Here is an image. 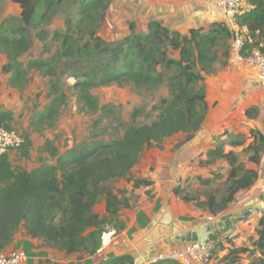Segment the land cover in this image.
<instances>
[{"label":"trees","instance_id":"trees-1","mask_svg":"<svg viewBox=\"0 0 264 264\" xmlns=\"http://www.w3.org/2000/svg\"><path fill=\"white\" fill-rule=\"evenodd\" d=\"M11 1L20 7V15L7 18L0 25V53L7 58L2 73L9 75L8 85L15 89L28 82L33 70L48 79L51 100L42 112L31 117L34 130L41 132L54 126L67 103L66 96L60 92L58 77L59 63L65 58H75L79 70L84 59L89 60L91 74H84L86 79L75 83L77 101L85 114H94L101 109L92 93L94 87L132 83L138 90H153L163 85L170 90V97L161 101V113L156 120L130 126L119 139L84 144L64 154H59L47 140L45 150L56 158V162L51 164L43 160L30 171L15 167L8 154L0 157V254L24 227L29 236L43 239L69 254L87 252L93 255L101 247L107 224L124 228L117 216L122 206H129L127 198H119L106 188V184L130 175L146 149L162 144L177 133L193 134L201 128L208 111L205 76L215 70L220 38L226 35L232 39V30L226 23L214 22L209 29L191 27L188 33H182L158 20H150L147 32H137L135 23L131 22L127 34L117 41H106L97 36L95 28L92 29L88 32L90 41L84 46L75 44L73 32H56V39L62 43L53 55L24 61L23 56L32 47L30 29L38 30L37 37L46 40L49 32L41 28L42 24L56 15L67 1L78 6L79 25L92 28L95 21L105 18L111 0ZM246 1L249 7L235 15L237 24L248 31L249 42L245 50L258 48L264 52V0ZM229 46L222 49L226 55ZM255 113V108L246 112L249 117ZM12 120V112L0 108V127L10 128ZM22 137L24 142L19 151L27 158L34 143L29 132H24ZM255 140L258 144L249 145L242 154L254 151L249 160L258 162L264 148V135L255 134ZM208 156L211 160L225 159L231 165L222 203L231 201L238 190L250 187L259 177L258 171L244 166L236 152H225L223 146L209 150ZM209 182L205 180V183ZM151 183L136 179L135 187ZM175 193L179 195L181 191L175 189ZM102 197L107 203L108 214L104 217L94 211ZM183 197L191 199L187 195ZM202 205L214 211L220 203L210 194ZM259 225L257 245L262 256L256 264H264V215ZM247 250L233 248L227 261H236L238 253ZM162 263L178 264L173 261L155 264ZM103 264H133V258L125 254L109 258Z\"/></svg>","mask_w":264,"mask_h":264},{"label":"crops","instance_id":"crops-1","mask_svg":"<svg viewBox=\"0 0 264 264\" xmlns=\"http://www.w3.org/2000/svg\"><path fill=\"white\" fill-rule=\"evenodd\" d=\"M128 3L130 11L124 7L120 10L113 8L115 16L109 17L112 25L120 15L133 20L143 31H147L150 20H158L172 30L188 33L191 27L205 28L212 22L223 21L224 17L210 0H129ZM244 5L245 9L249 7L246 0ZM123 25V32H126L120 38L129 30L127 23ZM218 55L214 72L205 76L208 111L201 128L181 142L174 139L189 134L177 133L166 138L162 144H155V148L146 149L134 167L137 175L129 181L127 189H112L119 198L125 197L129 202L128 207L120 208L117 216L124 228L107 224L108 231L103 233L105 237L102 238L101 247L91 255L87 252L69 254L43 239L29 236L26 229L21 227L5 252L15 248L25 250L29 258L27 264H103L109 258L125 254L132 256L133 264H142L150 254L196 241L199 232H202L211 233L212 239L229 237L219 244L212 264H250L254 258H260L262 253L257 245V229L264 215V148L258 162L249 160V155L254 151L249 154L242 152L249 145L258 144L255 134L264 135V95L256 77L246 66L228 71L226 63L229 53L226 55L221 50ZM249 108L256 109L252 117L246 114ZM241 133L247 135L246 141L233 145L237 138L231 137ZM217 137L224 143L230 141L223 146L225 152H236L246 168L259 172L256 181L250 187L238 190L228 203H222V198L227 193L225 181L231 169L230 163L225 159L209 158L205 161L209 157V150L217 147L214 146L218 142ZM11 151L15 150L7 154L12 160ZM136 179H146L152 183L135 187ZM205 180L210 182L205 183ZM177 181L181 188H184L185 181L187 184L193 181L195 185L201 184L208 190L202 195H193L190 188H185L177 195L174 190ZM210 194L220 203L214 211L202 205ZM186 195L191 199L185 200L183 196ZM101 201H104V212L98 214L95 211L99 202L94 211L104 217L108 214L105 197ZM208 216L213 219L208 221ZM164 219H170L168 225L163 223ZM150 236L155 241L148 246L146 239ZM242 247L248 250L239 252L236 261H227L233 248Z\"/></svg>","mask_w":264,"mask_h":264},{"label":"rangeland","instance_id":"rangeland-1","mask_svg":"<svg viewBox=\"0 0 264 264\" xmlns=\"http://www.w3.org/2000/svg\"><path fill=\"white\" fill-rule=\"evenodd\" d=\"M128 2L129 0H111L105 12V18L102 21H95V26L88 28L87 26L79 25V17L77 14L78 6L73 1H67L56 15L48 22L42 24L41 28L49 32V36L46 40H41L37 37L38 30L30 29L32 47L29 52L23 56V60L46 58L53 55L62 43V40L56 39V32H73L75 44L81 46H84L90 41L88 32L94 28L97 36L102 37V39L106 41H117L121 39L120 36L126 32H123L125 29L123 23H127L126 28L128 30L129 24L134 21L127 20L118 15L119 20L112 25L109 21V17H111V15L112 17L115 16V11L112 12L113 8L120 10L124 7L130 11L131 7ZM19 15L20 7L17 4L13 3L11 0H0V25L7 18L19 17ZM124 15H126V13ZM217 22H223L224 24L225 18L223 17V21ZM213 23L214 22L208 24L205 29H209ZM148 24L146 26L147 28ZM143 25H145V23ZM135 26L137 32L146 31L140 30L136 23ZM229 42L231 44V37L228 38L226 35L222 36L220 38V46L217 48L218 52L222 49H226ZM6 60V56L0 53V108L12 112L13 120L10 123V128L16 129L21 135L24 132H29L32 137L34 145L30 151L29 157H22L18 150L10 152L13 165L27 170L38 167L43 160L51 164L56 162V158H53L51 154L45 150L47 140L52 142L59 154H64L69 149L80 148L84 144L119 139L130 126L150 124L152 121L156 120L161 113V101L170 97V90L167 85L153 90H138L132 83L124 86L118 84L98 86L92 89V93L98 99L101 109L97 110L94 114H85L81 111L77 101L75 83L77 80H85L86 77L84 74L90 73V68L88 67L89 60L85 58L83 61L84 65L82 68L80 67L81 70H79L75 64V58H65L59 63L58 77L61 80L60 92L66 96L67 103L62 108L55 125L47 127L39 132L34 130L31 125V117L42 112L51 100L48 96V79L43 77L39 71L33 70L30 73L28 82L23 87L18 89L12 88L8 85L9 75L2 73L1 69ZM77 75H79L78 79L76 78ZM136 110H138V112H136ZM226 133H228L227 130ZM249 133H252V131ZM190 135L191 134H182L174 140L181 142ZM231 138H237L238 141L243 142L246 141L247 135L241 133L239 135H233ZM174 140L172 142H174ZM217 141L218 142L214 144V146H224L230 142L227 140V143H224L220 137H217ZM155 146L156 145L152 148H155ZM208 160L209 157H207L205 161ZM135 175H137V169L134 168L127 177L107 183L106 188L109 190L118 188L127 189L129 181L134 180ZM180 186L182 185L177 181L174 190L179 189L180 191H184L185 188H190L193 195H202L208 190L201 184L195 185L193 181L189 184L185 181L184 188ZM208 188L212 189L210 186H208ZM101 200H103V197ZM101 200L95 208L98 214L104 212V201ZM106 231H108L107 227ZM258 259L259 257L254 258L250 264H256Z\"/></svg>","mask_w":264,"mask_h":264},{"label":"built area","instance_id":"built-area-1","mask_svg":"<svg viewBox=\"0 0 264 264\" xmlns=\"http://www.w3.org/2000/svg\"><path fill=\"white\" fill-rule=\"evenodd\" d=\"M210 3L222 12L225 23L232 30L229 57L226 63L228 71H233L241 65L246 66L256 77L264 95V52L258 48L251 51L245 50L249 42L248 31L235 21V15L245 11L244 0H210ZM23 142L22 135L16 129L0 127V157L10 150H18ZM212 219V216L207 217L208 221ZM104 237L105 234L102 238ZM227 238L229 237L211 239L204 244L198 240L187 242L184 245L153 254L142 264L166 261L179 264H212L219 244ZM28 259L27 252L20 248L0 254V264H27Z\"/></svg>","mask_w":264,"mask_h":264},{"label":"water","instance_id":"water-1","mask_svg":"<svg viewBox=\"0 0 264 264\" xmlns=\"http://www.w3.org/2000/svg\"><path fill=\"white\" fill-rule=\"evenodd\" d=\"M169 222H170V219H164V224H169ZM166 226V225H165ZM165 226H163V229H164V227ZM199 231V230H198ZM200 234H199V236H198V238H197V240L200 242V243H202V244H204V243H206V242H208L209 240H211L212 238H211V233H202V232H199ZM188 234H186V235H184V236H187ZM154 241H155V238H153V237H148L147 239H146V244L149 246V245H151L152 243H154ZM152 254H150L149 256H151ZM148 256V257H149ZM146 259H148V258H146ZM145 259V260H146Z\"/></svg>","mask_w":264,"mask_h":264}]
</instances>
